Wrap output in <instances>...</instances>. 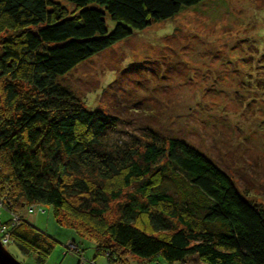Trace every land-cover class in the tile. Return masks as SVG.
<instances>
[{
	"label": "trees",
	"instance_id": "1",
	"mask_svg": "<svg viewBox=\"0 0 264 264\" xmlns=\"http://www.w3.org/2000/svg\"><path fill=\"white\" fill-rule=\"evenodd\" d=\"M67 1L75 14L52 0H0V201L10 213L0 226L11 243L43 263L53 240L15 207L45 204L57 219L61 209L89 218L95 250L111 263H125L121 249L168 262L195 255L204 264H264V211L227 174L177 139L147 141L141 151L106 146L103 135L116 117L87 109L53 81L203 0ZM105 17L115 23L110 31ZM115 200L116 219L106 223Z\"/></svg>",
	"mask_w": 264,
	"mask_h": 264
},
{
	"label": "rangeland",
	"instance_id": "2",
	"mask_svg": "<svg viewBox=\"0 0 264 264\" xmlns=\"http://www.w3.org/2000/svg\"><path fill=\"white\" fill-rule=\"evenodd\" d=\"M52 1L76 13L71 2ZM105 23L108 31L115 24L108 17ZM53 81L87 109L116 117L103 135L106 146L141 151L139 145L147 141L166 146L169 139L181 140L264 211V0H203L182 8ZM134 187H124L118 201ZM24 206L16 205L15 215L53 240L42 264H116L96 252L89 218H73L61 209L60 222L51 205L31 211ZM103 218L116 219V200ZM9 219L0 206V224ZM4 247L23 264H40L34 252L23 254L11 242ZM120 250L124 264H204L195 255L168 262L160 255L143 259Z\"/></svg>",
	"mask_w": 264,
	"mask_h": 264
},
{
	"label": "built area",
	"instance_id": "3",
	"mask_svg": "<svg viewBox=\"0 0 264 264\" xmlns=\"http://www.w3.org/2000/svg\"><path fill=\"white\" fill-rule=\"evenodd\" d=\"M0 206L3 207V205L1 203H0ZM26 208H28V211H31L33 206L31 205V206H28ZM16 221H17V217L15 215H12L10 222L15 223ZM0 242L2 243L3 246L7 245L11 242L10 236L6 232V226H3V225L0 226Z\"/></svg>",
	"mask_w": 264,
	"mask_h": 264
},
{
	"label": "water",
	"instance_id": "4",
	"mask_svg": "<svg viewBox=\"0 0 264 264\" xmlns=\"http://www.w3.org/2000/svg\"><path fill=\"white\" fill-rule=\"evenodd\" d=\"M0 264H23L16 260L0 242Z\"/></svg>",
	"mask_w": 264,
	"mask_h": 264
}]
</instances>
